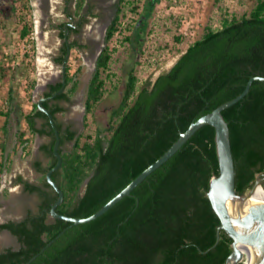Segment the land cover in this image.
Returning a JSON list of instances; mask_svg holds the SVG:
<instances>
[{"label": "trees", "instance_id": "obj_1", "mask_svg": "<svg viewBox=\"0 0 264 264\" xmlns=\"http://www.w3.org/2000/svg\"><path fill=\"white\" fill-rule=\"evenodd\" d=\"M141 1L132 0L134 12L140 9ZM18 2L13 0L14 15ZM83 2L79 1L78 11ZM123 16L121 6L109 26L106 46L89 84L86 118H95L105 99L104 74L112 76L109 70L115 50L111 41L121 32ZM30 30L25 25L21 36L26 37ZM82 47L77 41L71 44L72 49ZM67 51L64 43L56 59L59 64L64 63ZM13 71L11 66H0V79ZM82 72L80 67L72 73L68 65L65 92L44 102L61 135L63 163L53 179L63 190L64 201L57 212L76 218L96 213L162 157L192 123L240 95L252 77L264 76V0H258L250 14L224 16L218 29L206 27L204 34L153 82L139 85L135 67L130 68L118 104L107 124H98L95 135L78 134L58 118L66 110L61 102H70L76 94ZM35 86L36 82L31 85ZM61 87L62 81L49 85L44 97ZM8 101L9 109L1 111L6 118L0 127L4 134L14 111L12 90ZM21 115L28 130L17 122L18 143L28 144V133L47 137L41 151L49 161L47 166L35 162L36 171L42 174L40 184L22 175L16 177L15 182L37 194L39 202L37 210H29L22 220L0 223V234L9 230L21 245L19 249L2 248L0 243V264H26L36 255L30 264H227L233 238L218 230L221 220L208 197L211 179L220 175L214 127L199 129L169 161L104 215L74 225L51 216L58 193L46 175L58 159L49 118L37 103L31 112L22 111ZM223 116L231 133L236 190L245 195L257 176L264 174V81H255L249 93L225 109ZM38 120H43L41 126ZM70 143L72 147L66 149ZM4 150L1 142L0 151ZM6 169L10 168L2 154L0 177Z\"/></svg>", "mask_w": 264, "mask_h": 264}, {"label": "rangeland", "instance_id": "obj_2", "mask_svg": "<svg viewBox=\"0 0 264 264\" xmlns=\"http://www.w3.org/2000/svg\"><path fill=\"white\" fill-rule=\"evenodd\" d=\"M37 1L39 0H19L17 6L20 14L14 15L13 0H0V66L15 68V72L0 79V127L6 119L1 111L9 109L11 90L15 100L10 119L11 131L7 138L6 154L10 158L7 167L10 169H6L0 177L2 220H21L29 210H37V194L25 191L15 180L17 175H22L32 183H41L42 174L36 171L34 162L39 160L44 166L48 165L49 160L40 149L48 138L29 133L28 144L18 143L17 122H21V129L28 130L26 121L22 119V111L31 112L34 104L44 97L49 85L62 81V65L56 59L65 43L61 34L64 24L70 21L66 12L68 9L72 12L75 3L74 0H49L50 4L45 9L38 10L35 6ZM97 2L109 7L118 0H95L94 5ZM257 2L258 0H142L140 9L134 12L132 0H121L124 12L121 32L111 41V47L115 48L109 70L112 76L107 77L108 72L104 74L107 92L104 101L97 108L96 119L92 115L86 118L85 105L112 12L109 10L107 16L103 17L95 9L82 28V33L70 35V43L77 41L84 47L72 49L68 65L72 73L78 72L80 67H83V72L79 75V87L72 100L61 102L66 110L59 113L58 118L65 126H73L79 134L95 135L98 124L105 126L112 108L118 104L130 68L135 67L139 85L153 82L159 74L173 66L188 46L204 34L206 27L220 28L224 16L241 17L250 14ZM23 10L25 12L22 16ZM20 20L27 21L35 34L32 50L26 56L22 53L25 50L18 45L21 35ZM93 39L102 44L93 43ZM34 82L36 86L31 87ZM42 124L43 120H38V125ZM2 140L1 133L0 143ZM71 147L72 143L66 145V149ZM0 243L2 248H15L19 244L15 236L5 231L0 234ZM243 260L246 264V259Z\"/></svg>", "mask_w": 264, "mask_h": 264}, {"label": "water", "instance_id": "obj_3", "mask_svg": "<svg viewBox=\"0 0 264 264\" xmlns=\"http://www.w3.org/2000/svg\"><path fill=\"white\" fill-rule=\"evenodd\" d=\"M69 33L65 34V41L67 43L68 51L62 64V87L59 91L54 93L49 97H42L38 102V108L47 114L49 121L56 134V142L54 145V154L57 157L58 161L56 165L50 169L46 175L47 181L51 184L58 193V199L55 201L51 208V216L55 219H62L68 222L73 223L74 225L89 223L100 216L104 215L112 207H114L118 202L124 199L126 196H129L132 191L138 187L143 181H145L148 176H150L155 170L163 166L167 161H169L194 135L205 125H211L216 130V142L217 150L220 162V175L213 177L210 182V189L208 191V197L212 203V206L221 220V225L219 231L225 230L233 238V252L227 260V264H239L243 261V255L238 256L236 253V245L241 243L248 246H260L264 247V212L262 213H249L248 215H241L238 217L232 218L229 212V203L235 198H248L256 185L261 182L264 184V175L261 174L256 178V181L251 188V190L245 194L240 195L236 190V166L233 155L232 143H231V133L230 128L223 116V111L236 103L242 100L250 91L253 83L255 81H264V76H255L252 77L244 91L238 95L236 98L232 99L229 102H226L214 111L209 114L202 116L196 122L192 123L190 127L183 133H181L178 140L166 151V153L160 157L156 162L151 164L147 169H145L139 176H137L126 188H124L118 195L111 199L107 204H105L101 209L96 213L86 218H76L68 215H63L57 212V208L64 201V192L59 187L58 183L53 179V173L59 170L62 167L63 158L62 154L59 151L61 146V135L56 124V120L52 112L44 106V102L47 100L54 99L57 95L65 92L67 85V66L68 61L71 56V44L69 41ZM105 46V45H104ZM101 51V50H100ZM102 52V51H101ZM100 52V53H101ZM97 67V63H96ZM79 134V133H78ZM22 220V219H21ZM9 220L0 219V223H6ZM20 221V220H17ZM13 235L9 230H3ZM2 231V232H3ZM63 232L57 236L59 238ZM14 236V235H13ZM16 237V236H15ZM220 238V232L218 233V241ZM18 240V238L16 237ZM19 242V241H18ZM51 241L49 243L52 244ZM20 243L15 249L20 248ZM38 255L34 256L26 264H30L37 258ZM255 264H264V252L261 254L259 259Z\"/></svg>", "mask_w": 264, "mask_h": 264}, {"label": "bare ground", "instance_id": "obj_4", "mask_svg": "<svg viewBox=\"0 0 264 264\" xmlns=\"http://www.w3.org/2000/svg\"><path fill=\"white\" fill-rule=\"evenodd\" d=\"M48 3L50 4L49 0H39L35 2V6L38 10H42L43 8L45 9V6ZM229 212L232 218L241 215H248L249 213L264 212V185L259 182L254 188L252 194L246 199L238 197L233 198L229 203ZM263 252L264 247L248 246L241 243L236 245L237 255H243L246 259V264H255Z\"/></svg>", "mask_w": 264, "mask_h": 264}, {"label": "flooded vegetation", "instance_id": "obj_5", "mask_svg": "<svg viewBox=\"0 0 264 264\" xmlns=\"http://www.w3.org/2000/svg\"><path fill=\"white\" fill-rule=\"evenodd\" d=\"M68 1L70 2L71 0H68ZM74 1H75L74 6H73L74 10L72 12H70V10L68 9L67 12H66V14L69 15L70 21L68 23H65L64 27H63V30H66L65 34L67 32L69 33L68 34L69 38H70V35L71 36L73 34L80 35L82 33V28L87 23L88 17L91 16L92 13L95 12V9H98L99 10V15H102L103 17L107 16L109 10L112 12V19H111L110 24H109V26H110L112 24L113 20L115 19L118 10L121 7V0H118V2H116V3L112 2V4H110V6H109L110 8L108 6H106V7L103 6L102 2H97L94 5L93 2L95 0H84L80 11H78V4H79L80 0H74ZM107 7H108V9H107ZM109 26L106 28V34H105V38L103 40L104 41L103 45H102V47L100 46L101 47V51H103L104 47L106 46V42H107L106 38H107V32H108ZM64 40H65V36H64ZM72 42H75V41H71L70 44H72ZM65 43H66V41H65ZM93 43L98 44V45L102 44L100 42L99 43L96 42L94 39H93ZM100 52H99V55H98V59H99V57H100V55L102 53V52L101 53ZM71 127L73 129V126H71Z\"/></svg>", "mask_w": 264, "mask_h": 264}, {"label": "built area", "instance_id": "obj_6", "mask_svg": "<svg viewBox=\"0 0 264 264\" xmlns=\"http://www.w3.org/2000/svg\"><path fill=\"white\" fill-rule=\"evenodd\" d=\"M18 11H19V9H18ZM18 11H17V13L20 14V11H19V12H18ZM24 12H25V11L23 10L22 13H21V15H22ZM22 16H23V15H22ZM23 18H24V17H23ZM20 19H22V18H20ZM20 21H21V20H20ZM25 25H28V26L31 28L30 24L27 23V21H21V31H22V28H23ZM20 34H21V33H20ZM34 39H35V34H34V32L32 31V29L30 30L29 34H28L26 37H22V36L20 35L18 45H19L23 50H25V52H22V53L25 54V56H26V54L29 55L30 51L32 50V43L34 42ZM6 104H7V101H6Z\"/></svg>", "mask_w": 264, "mask_h": 264}, {"label": "crops", "instance_id": "obj_7", "mask_svg": "<svg viewBox=\"0 0 264 264\" xmlns=\"http://www.w3.org/2000/svg\"><path fill=\"white\" fill-rule=\"evenodd\" d=\"M11 119V118H10ZM10 119H9V125H8V133L7 134H4L3 133V131L2 130H0V134L2 133L3 134V140H2V144H5V150L4 151H1L2 152V154L6 157V161H10V158H9V156H8V154H6L7 153V148H8V143H7V138H8V136H9V134H10V131H11V128H10ZM5 121H6V119H5ZM2 127V126H1ZM28 135H29V133L27 134V138H28ZM29 140V139H28ZM46 142H44L43 144H45ZM1 144V143H0ZM42 144V145H43ZM41 149V148H40ZM36 161H39V160H36ZM35 161V162H36ZM35 162H34V165H35ZM18 176V175H17Z\"/></svg>", "mask_w": 264, "mask_h": 264}]
</instances>
